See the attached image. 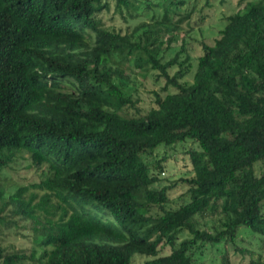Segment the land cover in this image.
I'll return each mask as SVG.
<instances>
[{"label": "trees", "instance_id": "1", "mask_svg": "<svg viewBox=\"0 0 264 264\" xmlns=\"http://www.w3.org/2000/svg\"><path fill=\"white\" fill-rule=\"evenodd\" d=\"M112 1L144 20L107 26ZM189 1L0 0V170L28 153L41 172L14 191L0 182V264H204L246 231L260 251L234 249L264 264V0L199 53ZM135 68L167 91L145 114L128 111ZM189 140L195 173L175 206L158 183L168 149ZM19 221L28 249L2 238Z\"/></svg>", "mask_w": 264, "mask_h": 264}, {"label": "rangeland", "instance_id": "2", "mask_svg": "<svg viewBox=\"0 0 264 264\" xmlns=\"http://www.w3.org/2000/svg\"><path fill=\"white\" fill-rule=\"evenodd\" d=\"M248 1L250 0H190L181 11L184 14H190V17L183 20L182 25L185 29H189L190 25L192 26L193 29L190 28L189 36L193 37L191 41L195 42L196 53L200 52L201 47L198 40L205 39L211 41L213 37L217 36L219 30L224 27L226 17L244 7ZM155 7V11L152 8L150 10L145 9L144 16L141 17L149 19L150 17L161 16L163 11L162 7ZM147 12H149V16L145 15ZM173 16L178 18V16ZM104 20L107 26L115 27L125 33L131 31L140 20L144 19L123 20L121 15L116 11L114 2L112 1L111 9L104 13ZM182 36L183 33H181V36H178V39H181ZM131 75L132 85L136 88L135 98H138V100L136 105L128 107V111L133 114H145L151 107L156 106L155 99L157 93L163 96L167 93L166 90H163L165 85L164 80L162 78L156 79L151 74L145 76L139 72V68H135V72H132ZM188 79L191 80L192 77ZM172 89L170 87L168 92L172 91ZM198 148V144L189 140L183 144H179L175 149H168L167 151L169 160L166 163L165 174H160L161 181L158 185L172 187L169 190L171 205L179 204L178 202H181L180 196L186 194L188 190L187 183L181 181V178L194 175V164L192 160V152L194 150L191 151V149L198 150ZM40 174V170H37V168L31 165L29 154L25 153L18 158L12 169L5 168L0 170V182L5 184L10 191H14L21 183H29L37 179ZM27 227L28 223L19 221L18 225H12L10 228H6L2 238L6 239L7 245L14 244L21 249H28L31 247V242L30 238H28L29 231ZM236 243L235 245L237 246L241 245L249 247L250 250H256L254 251L255 254L257 251H260L259 244L251 239V234H248L247 231L239 235ZM235 245L229 241L223 243V245L212 247L208 250L202 262L204 264H225L224 255L228 252L227 257L230 264H247V257L238 250H235ZM163 252L164 254L169 253L168 248L163 249ZM262 253L264 255V247ZM146 258V256L137 255L135 256L134 263L143 264Z\"/></svg>", "mask_w": 264, "mask_h": 264}]
</instances>
